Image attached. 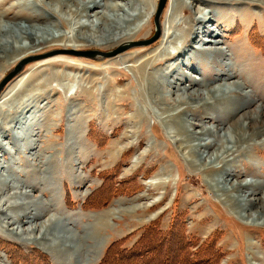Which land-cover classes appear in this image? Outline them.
I'll list each match as a JSON object with an SVG mask.
<instances>
[{"label":"rangeland","instance_id":"374dc122","mask_svg":"<svg viewBox=\"0 0 264 264\" xmlns=\"http://www.w3.org/2000/svg\"><path fill=\"white\" fill-rule=\"evenodd\" d=\"M157 1L151 5L156 6ZM176 1H166L160 15V35L165 20L172 19L186 27L182 22L188 20L184 7L192 19L200 15L197 9L212 10L214 22L203 21L200 25L215 28L219 43L204 44L207 36L193 40V32L182 34L181 28H175V41L185 43L177 45L178 52L172 51L173 45H166L172 56L154 69L161 81L157 87L169 100L182 92L179 87L188 88L181 94L183 98L199 88L201 99H187L163 113L157 105L146 103L147 96L142 99L131 64L150 53L154 47L150 46L157 40L130 47L111 58L66 55L28 62L5 84L6 93L3 97L0 93L2 178L18 179L34 188L27 200L40 208L35 209L40 213L35 220L40 229L41 222L54 219L60 230L74 239L69 244L72 249L62 256L54 252L49 255L34 239L8 232L0 215V264H98L111 242L123 239L122 246L129 247L152 222L161 229L169 228L174 214L184 221L185 234L197 244L216 237L215 252L210 254L216 264H264V216L255 217L259 198L264 201V132L249 135L251 128L244 127L234 149L224 152L220 159L206 161V166L217 171L212 174L200 165L205 163L209 149L195 150L191 161L182 139H174L169 132L174 128L172 122L179 119L191 133L208 128L223 134L228 126L232 130L236 122L239 128L247 122L241 118L242 111L237 110L247 96H253L255 102L244 109L264 105V0ZM46 5L45 0H0V23L55 31L52 25L59 24V20L46 11ZM176 6L179 9L171 17L169 11ZM153 17L151 10V15L142 20L146 28L139 37L144 38L136 40L147 39L154 32ZM200 28L196 26L198 31ZM60 43L65 44L50 41L43 49H34L35 55L45 50L47 53ZM84 44L87 49L107 50L104 45ZM141 50L144 52L137 54ZM122 57L129 60L122 62ZM15 58L0 60V81L25 57L13 62ZM227 70L235 77L226 80L218 76ZM25 71L31 74L19 83ZM232 82L231 94L228 88ZM224 94L238 100L233 103ZM175 111L181 112L174 115ZM172 114L173 119L165 121ZM219 120L232 123L218 129ZM230 134L234 136L235 131ZM34 165L42 172L39 179ZM7 166L10 169L6 172ZM230 169L234 174L227 177L223 171ZM224 180L237 187L226 191L228 195L255 191L246 197L256 199V205L240 210L244 216L239 217L235 213L237 206L224 202L221 191L216 190L217 181L220 186L228 185ZM243 184H247L246 189ZM17 219L22 220L21 216ZM97 223H102L100 229L95 227ZM38 233L35 229L33 235Z\"/></svg>","mask_w":264,"mask_h":264},{"label":"bare ground","instance_id":"6f19581e","mask_svg":"<svg viewBox=\"0 0 264 264\" xmlns=\"http://www.w3.org/2000/svg\"><path fill=\"white\" fill-rule=\"evenodd\" d=\"M45 1L47 4L46 11L55 14L56 19L59 20V24L52 25L53 28H55V31H50L46 27H37V26L28 27L26 25H16V26L14 25L8 27L5 26L3 23H0V60H4V62H7L9 59L15 56L16 58L13 61L15 62L22 56L26 58V56H29L31 54L35 55L36 52H34V49H37L38 47L43 49L42 48L43 45H46L50 41H56V40L57 41L59 40L61 42L63 41L65 42V44L60 43L61 46L52 48L51 50H48L49 52L53 50H61V49L81 50L84 48L85 45L84 43H87V45H104L106 46L107 50H112L119 45H123L124 43L130 42V40L144 38V37H139L141 36L140 33L146 28V26L144 27L142 20L146 17L147 14L151 15V10L152 13H155V8H156V6H154L153 4L154 0H120L121 1L120 3L118 2L116 3L114 2V0L111 3H105L102 2V0H45ZM180 1L181 0H177L176 3L179 4ZM151 2H153L152 5ZM100 7L102 10L98 11L97 8ZM178 9L179 7L175 9H171V12L169 11L171 17L175 16L176 14L175 11H177ZM182 10L186 15V17H188V20L185 18L182 21L185 22L186 27H180L179 22H175V20L174 21L172 19L169 21L165 20L163 26H161L162 27L161 35H160V25L158 27L159 39L157 38L156 39L157 41L150 46V47L154 46L152 48V51L150 53L143 54L141 57H139L136 63L131 64V67L135 74V78L137 79L140 85V92L142 94V99L144 98L143 95L147 96L146 103L148 102L149 104L157 105L160 108L161 113L171 110V106L175 108L174 106L179 105L180 103L182 104L186 103L185 101H187V99L196 100V99H201L203 97L202 96L203 93L202 91L199 90V88L193 89L194 92L187 93L188 95L186 98L181 97V94L186 89H188L187 86L184 85L182 88L179 87V90H181L182 92L175 93V97L172 96L173 99L169 100L160 93L157 87L161 85L160 84L161 81L160 79L156 78L155 72L158 71L154 69L158 64L162 63L164 60L171 58L172 56V52L169 50V48L166 45L168 44L173 45L172 51L178 52L179 46L177 45H183L185 43V40L180 44H178L175 41L176 38H178V34L174 32V29L181 28L180 31L182 34L193 32V40L196 38L198 39L201 36H207L208 39L207 41L204 40L205 41L204 44L219 43V40L216 39L219 33L216 31L215 28L205 24L200 25V23L203 21L214 22L215 15L212 14L213 13L212 10L203 12L197 9V13H199L200 15L197 16L195 19H192L190 17V14L187 12L188 10L185 7ZM80 19H82V21H80ZM83 19H85V21H83ZM196 26L197 28L198 26H201L200 31L196 29ZM53 28L51 27L52 30ZM66 31L69 33L67 34ZM145 48L146 47H144L143 49L145 50ZM45 51H43V54H45L44 53ZM143 52L144 51L141 50L138 51L137 54H141ZM120 53H117L116 55L119 56ZM38 55L41 54L38 53ZM66 55L77 57L75 55L67 54V53H56L40 59H34L30 62L33 63L34 61V63H38L54 58L56 56H66ZM116 55L111 57H116ZM128 60H129L128 57L126 58L122 57L121 59L122 62ZM30 74L31 73L25 71L24 74H21V76H19L18 82L19 83L24 82L30 76ZM218 76L220 78L225 77L226 80L235 77L233 72H230L228 70L226 74L219 73ZM193 85H198V84L191 83V86ZM7 86L5 89H4L5 86L2 88L4 90L1 89L2 97L6 93L5 90L7 89ZM231 87H234L233 82L231 83L230 88H228V90H230L229 92L232 94ZM231 94L228 96L224 94L223 97L226 99H230ZM238 96L241 95L238 94ZM253 99H254L253 96L252 99L247 96L244 99V101L241 102L242 104L238 106L237 110L242 111L241 118L247 121L243 124V126L241 125L240 128H239L240 124L236 122L234 124L235 126L234 129L228 130L229 129L228 126V129L226 131H223V134L220 133L221 130L215 131L212 129L210 130L208 128L196 130L193 133H191L190 128L187 127V124L183 123L181 120L178 119L172 122L174 124V128L172 130L169 129V132L170 133L172 132L171 136L174 139H179V138L182 139L181 142L185 143V148H187L186 149L187 158L188 159L190 158L191 161H193L192 157H194V155L196 154L195 150L202 149L204 151L209 149L210 151L212 149L210 152L209 151L207 152L206 155L207 158L204 160L205 163L200 164L202 165V167H204V171L206 173L212 174L217 171L206 166L209 163V162L206 163V161H208L209 159L210 161L215 159H220L224 155V152H230L232 149H234L233 147H235V144L241 138L239 134L245 130L244 127L247 126L251 128L249 129L250 130L249 135L257 132H261V133L262 131L264 132V118H262L260 121H256L255 119L257 117H264V105L262 106L258 105V107L248 110L244 109V106L247 107L248 105L249 107L250 105H252V103L255 102V100ZM230 100L231 102L236 103V100L238 99L234 98ZM161 101H164V103L169 102L168 104L170 105L162 106L159 104ZM260 106L261 109L259 108ZM180 112L181 111H178L174 115H178L180 114ZM174 115L172 114L169 115L168 117L166 116L165 121L167 120L171 121ZM189 123L192 126H199L198 123H194L193 121L192 122L189 121ZM227 123H232V122L230 121L224 122L219 120L216 123L217 124L216 127L218 129H223L225 125H227ZM232 131H235L234 136L230 134ZM20 132L21 131L18 130V133ZM173 134L177 136L175 137V135ZM243 140L245 141V135ZM0 148H2V146H0ZM38 164L39 165L42 164V161L40 159H38ZM34 167H36V170ZM34 167L33 169L36 172V177L37 179H39L42 172L40 171V169L39 170L37 169L38 167L37 165H34ZM7 169L10 168H8V166L4 168L6 172L8 171ZM230 170L231 171H223L227 177L232 176L234 174L232 172V169ZM3 176H4L3 172H0V215L3 216L2 219L6 225L5 229L11 234L14 235L23 234V236L26 235L29 239L30 238L34 239L35 241H37V244H39V247L49 255L58 253L57 254L58 256H62L65 252L71 250L72 247L69 248L71 246L69 244H71V241H73L74 239L73 236H67L63 231H61L60 227L58 226V224L55 222L54 219H48L47 221L41 222V224L43 225L42 229H40V224L38 225L37 223L38 221H35L36 219H38L40 214L37 213L35 209L39 210L40 208L35 204L33 200H29V201L27 200L30 197L29 192L33 193L34 191V188L30 185V183L23 182L18 179H17L18 181L16 179L13 181L11 178H8V176L2 178ZM224 181L228 183V185L225 187L222 185L220 186L219 181L215 182V184L218 187L216 190L221 191V195H223L222 200L224 202H228L230 205H233V207L237 206L235 209V213L239 217L244 216V214L240 213V210L241 211L246 210L247 206H250V204L253 205L257 202L256 199H251L246 197L247 195L249 196L251 194H256L255 191L247 192L243 190L242 191L243 194L241 195L240 194L228 195L226 194V191L229 190L235 191L237 187L235 184H231L227 180ZM31 184H34V182H31ZM246 185L247 184H243L241 186L242 188L246 189L247 188ZM258 202L260 203V205H258L257 210H255V212L256 211L258 212L257 213L258 215L255 217H258L260 219L261 216H259V214L264 216V201H262L259 198ZM31 211L34 213H32V215H29ZM19 216H21L22 218L21 221H18L17 219ZM249 216L252 219L255 218L254 215L252 214H250ZM99 225H102V223L99 224L97 223L95 227L100 229L98 227ZM35 229L39 233L38 235L36 234L34 236L33 234H35ZM93 235L94 234L92 233V236Z\"/></svg>","mask_w":264,"mask_h":264},{"label":"trees","instance_id":"16d2710c","mask_svg":"<svg viewBox=\"0 0 264 264\" xmlns=\"http://www.w3.org/2000/svg\"><path fill=\"white\" fill-rule=\"evenodd\" d=\"M184 225L177 214L172 216L166 229L152 222L129 247L122 246L123 239L111 242L98 264H216L210 256L215 252L216 237L197 244L185 234Z\"/></svg>","mask_w":264,"mask_h":264},{"label":"water","instance_id":"95a60500","mask_svg":"<svg viewBox=\"0 0 264 264\" xmlns=\"http://www.w3.org/2000/svg\"><path fill=\"white\" fill-rule=\"evenodd\" d=\"M167 0H158L156 3V8H155V13L153 17V23H154V32L147 38V39H141V40H135V41H130L127 43H124L123 45H119L116 48L112 50H106V51H101L97 49H81V50H73V49H61V50H53L49 53L41 54V55H34V56H28L26 58H23L20 60L16 66L6 75L2 78L0 81V91L1 89L5 86V84L14 76L16 75L21 68L23 67L24 64L34 60V59H40L49 55H53L56 53H67V54H72L78 57H85V58H91V59H103V58H108L111 56L116 55L117 53L123 52L125 49H129L130 47H135V46H141V45H146L149 43H152L159 37V24H160V15L161 12L166 4Z\"/></svg>","mask_w":264,"mask_h":264}]
</instances>
